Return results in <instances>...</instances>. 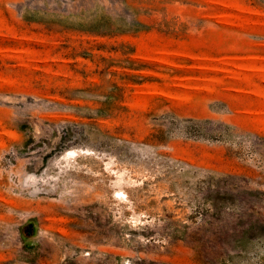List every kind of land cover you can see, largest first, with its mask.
Returning <instances> with one entry per match:
<instances>
[{
    "label": "rangeland",
    "instance_id": "rangeland-1",
    "mask_svg": "<svg viewBox=\"0 0 264 264\" xmlns=\"http://www.w3.org/2000/svg\"><path fill=\"white\" fill-rule=\"evenodd\" d=\"M0 264H264V0H0Z\"/></svg>",
    "mask_w": 264,
    "mask_h": 264
},
{
    "label": "bare ground",
    "instance_id": "bare-ground-1",
    "mask_svg": "<svg viewBox=\"0 0 264 264\" xmlns=\"http://www.w3.org/2000/svg\"><path fill=\"white\" fill-rule=\"evenodd\" d=\"M74 153V152H73Z\"/></svg>",
    "mask_w": 264,
    "mask_h": 264
}]
</instances>
